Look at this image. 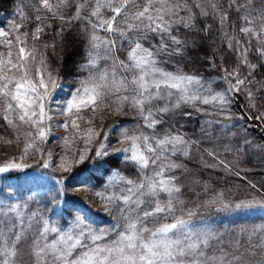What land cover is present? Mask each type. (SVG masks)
Listing matches in <instances>:
<instances>
[{
    "label": "snow or ice",
    "instance_id": "snow-or-ice-1",
    "mask_svg": "<svg viewBox=\"0 0 264 264\" xmlns=\"http://www.w3.org/2000/svg\"><path fill=\"white\" fill-rule=\"evenodd\" d=\"M28 7L31 15L18 9L19 22L0 30V119L16 133L15 140L3 143L23 145L18 160L14 156L0 164V173L32 168L27 160L39 156L38 179L54 182L49 203L60 212L52 220L39 209L30 211L31 196L22 203L0 201V264H264V238L250 243L257 234L264 237V225L247 230L249 247L237 242L209 251L217 233L194 219L201 215L198 209L185 207L176 174L184 166L173 159L187 157L202 140L235 137L232 105L241 96L242 107L264 123V0L258 5L257 0H229L227 8L213 0H31ZM56 20L62 23L54 28ZM73 21L80 23L78 35L86 42L84 62L77 67L87 75L70 96L57 99L61 77L46 53L71 47L66 33ZM47 29L53 39L39 43ZM217 32L234 57L221 56L219 65L213 59L211 67L222 74L205 78L185 71L179 61L189 48L203 46ZM122 51L124 58L117 54ZM169 61L175 71L162 67ZM217 80L223 83L214 87ZM189 108L202 114V137L184 131L193 115ZM128 111L142 123H97ZM214 124L223 125L218 135L210 131ZM61 128L55 146L46 148ZM110 134L119 147L112 146ZM251 144L245 138L235 151ZM219 147L205 151L216 158ZM223 148L233 151L230 143ZM110 153L124 154L130 175L114 166L99 188L78 178L85 171L90 177L109 171ZM219 165L231 168L225 160L209 167ZM73 183L91 186L83 189L82 201L69 205L65 194ZM93 206L116 222L105 223ZM199 208L264 211V194L234 199L220 191ZM33 222L39 227L25 252Z\"/></svg>",
    "mask_w": 264,
    "mask_h": 264
},
{
    "label": "trees",
    "instance_id": "trees-1",
    "mask_svg": "<svg viewBox=\"0 0 264 264\" xmlns=\"http://www.w3.org/2000/svg\"><path fill=\"white\" fill-rule=\"evenodd\" d=\"M5 3H7L4 7L1 8L0 12L5 13L7 15V18L11 20H16L19 18V12L17 10L18 7L22 8V10L26 11L31 15L30 9H27L28 5L25 0H3ZM30 1V0H29ZM213 2H217L220 5H222L224 8H227V4L229 3V0H213ZM243 2V0H241ZM259 4V0H257V5ZM7 5H10L11 7H8ZM26 7V8H25ZM12 9V10H11ZM233 17L235 16V12L232 11ZM55 22H53V26L55 25ZM0 25L4 26V22H1L0 20ZM59 27V26H58ZM67 27V25H65ZM80 27V23L77 21H73V24L71 26V29L69 32L66 33L67 36L75 38V34L78 33ZM56 28V26H54ZM231 31V27H230ZM232 34V31L230 35ZM54 37V33L52 29H47L46 34L42 37L41 41L39 43H43L44 41H51ZM76 39V38H75ZM211 40L215 41L214 44H219L218 48V56H213L212 51L209 48H204L203 46H199L195 49H189L188 52L184 56V60H180V64L183 67L185 71H196L199 74L203 75L205 78H210V77H217L222 74V69L217 67V68H212L211 64L213 63V59L217 63V65L220 64L221 56H224L225 59L232 60L234 57L230 54V52L226 51V45L221 42L219 38V33H216L211 37ZM79 47H77V56L72 64L73 69L66 72H63L62 69L65 67V61L63 54L67 48L64 50H61L59 47H57L55 54H53V51L51 48L47 50V56L49 58V63L51 65V68L53 71L55 70L53 66L57 65V71L61 77L60 83H65L68 86V93L70 94L75 87L78 84L79 79L83 78V76H86V72H80L78 70V65L82 64L84 62V54H85V46L86 42L84 38L81 36L79 38ZM214 44H210L208 42L209 46H214ZM216 46V45H215ZM202 47V48H200ZM191 50V51H190ZM41 51H44L41 49ZM58 54H61V58L59 57ZM118 55L121 56V58H124V55L126 53L119 52L117 53ZM190 54H196L201 57V61L199 60L198 62L192 61L189 62L188 57L191 58L193 55ZM59 57V58H58ZM179 59V58H177ZM191 67V68H186V67ZM162 67H164L168 71H175L176 70V65L174 62L169 61L167 63L162 64ZM257 79H260V74L257 73ZM223 82L220 80H217L216 84L214 87H218L220 84ZM243 98V96H241ZM244 100V99H243ZM240 103V100H238ZM236 102L232 105V111L234 114H242L246 115V117H243V120H233L235 123H237V127L233 128V132H238L235 137L230 136V140L228 137H224L219 139L220 144H218L221 149L223 150V145L227 142L231 143V147L233 148V151L227 152V151H222L218 153V156L216 158H211L207 154H203L200 151H191L190 154L187 157L184 156H177L173 157V159L178 160L180 163L183 164V168L177 171V175L180 177L179 173H181L184 170L187 169H192L195 170L197 175L195 178L199 180V182L196 184V188L194 191H190L191 193H186L185 191H182L181 199L185 201V207L191 208L193 210H197L195 207L199 208V205L206 200L207 198H211L213 194L218 190L223 188L224 192L229 194L230 196L235 193L238 194L241 192V189L243 188L244 190L249 189V183H252L254 180L253 175L256 176H261V179L263 181H260L259 187L261 185H264V145H259L258 141L260 137L262 136L261 131H264L263 128L259 127L261 131H259L257 128L254 126L249 127L248 122H247V113L242 112V108L240 111V104ZM207 107V106H203ZM188 111H193L191 108L188 109ZM235 117V115H234ZM202 114L196 113L193 111V115L191 117V120L187 123L186 127L184 128V131L188 133L189 136H195L198 137L197 135H203L199 129L201 127V120H202ZM213 120H220L223 121L224 117L222 116H213L210 117ZM109 125L113 126H129L131 127L134 123L140 122L139 118L135 116V113L132 111H128L126 115H121L118 117L111 116L109 115L107 117ZM253 122V121H252ZM256 122V121H255ZM257 124L261 125L259 122H256ZM217 125V124H216ZM215 124L212 126L213 130L212 132L214 134L218 135V132L215 131L217 128ZM252 125V124H251ZM244 129L247 130L246 136L244 133ZM3 133L7 132V124L4 122L2 119H0V135ZM259 138L257 139L256 138ZM247 138L252 141V145L248 148H246L242 152H237L235 149L239 147L242 143V141ZM256 140V141H255ZM223 141L224 143H221ZM203 143V140H202ZM254 144V146H253ZM263 144V143H262ZM203 147V146H201ZM206 148V147H205ZM202 149V148H201ZM198 152V154H197ZM204 157V159H200V157ZM111 164L106 165L105 168L109 169V171H101V172H96L94 173L91 177L89 176V172L85 173L84 172V180L88 181L89 179L91 180V185H95L97 188L101 187L104 184V181L108 177V175L111 174L110 169L112 167H119L120 171L125 175L128 176L130 175L131 170L126 168L124 166V156L122 155H115L112 158L110 157ZM193 161L194 163L188 166V162ZM206 160V166L208 165H214L218 163V160H225L231 163V168L226 169L225 171V177H221V171H218V168L216 167L215 170H213L211 175L206 176L204 178L201 175H204L202 170H200L202 166V162ZM214 161V162H213ZM210 162V163H209ZM217 162V163H216ZM90 165V164H89ZM220 166V165H219ZM221 167V166H220ZM208 168V167H207ZM223 168L221 167V170ZM250 170V171H249ZM229 171L233 172L234 174H231ZM259 172V173H258ZM255 173V174H254ZM221 177V178H219ZM19 179V176L17 175H10L9 177L5 178L4 180H0V201H6V202H24L27 200L30 196L33 197L34 199L32 200L30 204V211L31 210H36L39 209L43 212L45 216L46 211H49L52 208V204L49 203L50 196L48 195V192H42V193H31L30 189H24L22 183H18L17 181L13 183L10 181L11 179ZM80 180H82L83 177H78ZM8 183H11L10 185H6ZM17 184V185H16ZM22 185L21 188H18L17 186ZM26 185V184H25ZM91 185L89 184H84V185H79V184H72V187H70L66 194H65V199L68 201V204H71L70 201V195H69V190L71 188H88ZM205 188L207 191H205ZM264 190V188H263ZM202 193V194H200ZM196 194L198 196H196ZM39 201V203H37ZM201 213V215L194 217V219L197 221L198 219H206L204 221H210L213 223L220 222L221 226L226 228V231H222V233H230L232 235L239 234L241 235V239H243L242 243H244L245 247H249V237L247 235V230H251L253 227H257L262 225V221H264V214L262 216L259 215V213L255 212L253 216H245V212L241 213H217L215 211H204V209H198ZM60 211H58L56 216L48 217L51 218L52 220L57 219V215L59 214ZM98 216L102 217L105 223H115L112 219L111 216L108 214L103 215L101 213H96ZM179 214V211L178 213ZM215 232H217L215 229H212ZM261 236L260 234H257L256 237ZM114 238V237H113ZM215 240V239H214ZM211 241V246L212 248L215 247L213 246V243L215 241ZM226 242V243H225ZM234 242V241H232ZM260 241L257 240V238L252 237L251 239V245H256ZM222 243H225L223 246L225 249L227 248H233L234 246L230 245L228 246L227 240L222 241ZM241 244V243H240ZM236 245V244H235Z\"/></svg>",
    "mask_w": 264,
    "mask_h": 264
},
{
    "label": "rangeland",
    "instance_id": "rangeland-1",
    "mask_svg": "<svg viewBox=\"0 0 264 264\" xmlns=\"http://www.w3.org/2000/svg\"><path fill=\"white\" fill-rule=\"evenodd\" d=\"M26 2H27V5H29V3L31 2V0L29 1V0H25ZM7 3H5L3 0H0V10H1V8L2 7H4L5 5H6ZM8 7H11L10 5H7ZM26 8V7H25ZM18 9H22V8H20V7H18L17 8V10ZM27 9H30L29 7H27ZM12 10V9H11ZM31 11V10H30ZM183 14V13H182ZM0 20H1V22H4V26H1L0 25V30H8V28H9V26H10V24H11V22L12 21H14V20H11V19H9V18H7V15L5 14V13H1L0 12ZM16 22H19V18H17L16 20H15ZM201 23H210L211 22V20H210V18L208 19V20H204L203 18H201V21H200ZM62 22L61 21H59V20H56V22H55V25L54 26H56V27H58V26H60V24H61ZM228 31H229V34L231 33V31H230V27L228 28ZM218 33V32H217ZM81 36L80 35H78V33H76L75 34V38H72V44H71V47H68L67 48V50H65V52H64V54H63V57H64V61H65V67H63V69H62V71L63 72H66L67 73V71H69L70 72V70L71 69H73V66H72V64H73V62H74V60H75V58H76V56H77V47H79L78 45V43H79V38H80ZM212 41L213 40H209V41H206L204 44H203V47L204 48H209L211 51H212V55L213 56H218V48H219V44H214V43H212ZM208 42L210 43V44H214V46H209L208 45ZM216 45V46H215ZM197 48V47H196ZM189 49H193V48H189ZM195 49V48H194ZM215 50V51H214ZM191 51V50H190ZM66 52L67 53H70L69 55V57L67 58V56H66ZM229 52V51H228ZM59 55V57L61 58L62 56H61V54H58ZM190 55H193L191 58H189L188 57V59L187 60H189V62H191L192 63V61H194V62H198L199 60L201 61V57L199 56V55H196V54H190ZM58 57V58H59ZM66 57V58H65ZM184 60V59H183ZM184 62H185V60H184ZM54 67V74L56 73V71H57V65L56 66H53ZM187 69L188 68H191L190 66L189 67H186ZM71 94V93H70ZM70 94L68 93V86H67V84H65V83H61V88L60 89H58L57 90V94H56V98L57 99H64L66 96H70ZM238 100H240V103L238 102ZM237 102L240 104V111H241V108H242V112H245V113H247V122H248V126L249 127H252V126H254L255 128H257L259 131H261L260 130V128L259 127H261V128H263V130H264V123H261L260 121H258V120H255L253 117H252V113H250L246 108H243L242 107V105L244 104V100H243V98H241V97H239L238 99H237ZM241 114H235V117H233V120L235 121V120H237V117L238 116H240ZM108 117V116H107ZM107 117L105 118V119H103V120H98L97 121V123L98 124H102V125H105V126H108L109 125V123H108V119H107ZM243 117H246V115H243ZM253 121V122H252ZM259 122L261 125H259V124H257L256 122ZM252 124V125H251ZM113 125V124H112ZM216 125V124H215ZM122 126H124V124H122ZM217 126V128L215 129V131L216 132H218L219 133V129L223 126L222 124H217L216 125ZM259 126V127H258ZM210 131H213V130H211L210 129ZM63 132V129L61 128V129H58L57 130V133H56V135L55 136H53L52 138H51V140H50V142H49V144L48 145H46L45 147L46 148H52V147H54L55 146V144H56V142H57V138H58V136H59V134L60 133H62ZM235 133H238V132H235ZM261 137H260V139L259 138H257V136H256V138L257 139H259V141H258V144L259 145H264V131H261ZM15 135H16V133H15V130L14 129H12V128H10V127H8L7 126V132L6 133H3L2 132V134L0 135V164H3V163H5L6 161H10V160H12L13 159V157L15 156L16 157V159L18 160V149L19 148H22L23 147V145L22 144H20V145H17V144H15V143H13V144H5V143H3V140H15ZM198 137H202V135H197ZM228 137V139L230 140V136H227ZM110 139H111V141H112V146H114V147H119V145H117L116 144V136L114 135V134H110ZM231 141V140H230ZM256 141V140H255ZM221 143H224L223 141H221ZM227 143H229V142H227ZM263 143V144H262ZM216 144H220V142H219V139H216V138H213L212 140H203V143L201 144V146H203V147H199V148H193V151H200L201 153H202V150H204L203 151V154L205 155V154H207V152L205 151V149H212L213 148V146L214 145H216ZM230 145H231V143H230ZM252 145V144H251ZM81 147H83V144H81L80 145ZM253 146H254V144H253ZM206 147V148H205ZM202 148V149H201ZM57 151H59V149L57 148L56 149ZM217 151H218V153L219 152H222V151H225L224 150V148H223V150L221 149V147H219L218 149H217ZM197 154H198V152H197ZM115 155H122V156H124V154H122V153H110V157L112 158L113 156H115ZM208 155V154H207ZM209 156V155H208ZM210 157V156H209ZM211 158H213V157H211ZM39 159V156H37V157H35V158H32V159H28L27 160V163L28 164H30V165H32V168H29V169H25V170H22V171H20V170H9L8 172H5V173H0V180L2 179V180H4L5 178H7V177H9L10 175H17V176H19V179H11L10 181H12L13 183H15L16 181L18 182V183H21V182H23L22 183V185H23V188L24 189H30L31 190V193H42V192H45V191H47L48 192V189L52 186V184L54 183L53 181H51V180H48L47 182H44V181H41L40 179H38L39 177H40V175H41V172H40V170H37V160ZM200 159H204V157L202 156V157H200ZM214 162V161H213ZM194 162L191 160L190 162H188V166H190L191 164H193ZM206 160L205 161H203L202 162V166L203 167H201L200 168V170H202V172H203V174L204 175H201V176H203L204 178H206V176H208V175H211L212 174V172H213V170H215L216 169V167H209V165L208 166H206ZM210 163V162H209ZM217 163V162H216ZM90 166V165H89ZM192 166V165H191ZM223 168L222 170H221V167ZM220 166H217V168H218V171L220 172L221 171V177L223 176V177H225V172H228V171H225L226 169L224 168V166L223 165H220ZM208 167V168H207ZM149 171H151V169H149ZM250 171V170H249ZM231 174H234L233 172H231V171H229ZM85 173H88V172H85ZM197 172L195 171V170H192V169H187V170H184V171H182L181 173H179V175H180V177H179V182L183 185V187H182V191H185L186 193H191L190 191H194L195 190V188H196V184L199 182V180H197V178H195V176L197 175L196 174ZM259 173V172H258ZM255 174V173H254ZM79 177H83L82 178V180H84V177H85V175H84V172H82L80 175H79ZM221 177H219V178H221ZM253 177H254V180L252 181V183H249V185H255V188H252L251 186H249V189H247V190H244L243 188L241 189V192H239L238 194H235V193H233L231 196L229 195V194H227L226 193V195L228 196V197H232V198H245L246 196H247V194L249 193V192H252V193H259V194H264V190H263V188H260L259 187V183H260V181H263V179H261V176H256V175H253ZM107 182V178H106V180L104 181V183H106ZM11 183H8V184H6V185H10ZM26 184V185H25ZM17 185V184H16ZM22 185H19L18 184V188H21L22 187ZM78 189H81L80 191H73L72 190V188L69 190V195H70V201L72 202V201H82L84 198H85V192L83 191V189L82 188H78ZM220 191H223L224 192V189L223 188H221V189H218L216 192H220ZM215 192V193H216ZM200 194H202V193H200ZM196 196H198L197 194H196ZM207 199H210V198H207ZM206 199V200H207ZM196 209H199L198 207H195ZM207 209H204V211H206ZM58 211H60V208L59 207H57V206H52V208L49 210V211H46V215H47V217H48V215H49V217H52V216H56V214L55 213H57ZM92 211L94 212V213H101V214H103V215H106V213H103V212H100L99 210H98V208H96L95 206H93L92 207ZM261 210H259V209H253V210H251V211H249V212H245V216L246 215H248V216H253L254 214H255V212H260ZM204 220H206V219H198L197 221H203L206 225H207V227L208 228H210V229H215L217 232V238H214L213 240L215 241V243H213V246L215 245V247L214 248H212V246H211V248L209 249V251H211L212 249H218V248H221V247H223L224 245H225V243H222L221 244V242L222 241H225V240H227V242H228V246L230 245V247H231V245L232 246H236L237 245V242H239V243H241L243 246H244V243H242V241H243V239H241L242 237H241V235H239V234H236V235H232L231 236V234L230 233H228V234H226V233H222V231H226V228H224L223 226H221V223L220 222H216V223H213V222H210V221H204ZM262 225H264V221H262ZM38 227H39V225L36 223V222H33V225H32V229H31V231L29 232V234H28V237H27V242L23 245V251H27V247H28V243H30V241H31V239H32V236L35 234V232L37 231V229H38ZM258 227V226H257ZM255 238H257V240L258 241H261V239L262 238H264V237H262V236H259V237H256V236H254ZM51 238V237H50ZM232 241H234V242H232ZM210 244H211V242H210ZM236 244V245H235ZM245 247V246H244ZM224 248V247H223ZM227 249H229V248H227ZM25 259H27V257H25Z\"/></svg>",
    "mask_w": 264,
    "mask_h": 264
},
{
    "label": "bare ground",
    "instance_id": "bare-ground-1",
    "mask_svg": "<svg viewBox=\"0 0 264 264\" xmlns=\"http://www.w3.org/2000/svg\"><path fill=\"white\" fill-rule=\"evenodd\" d=\"M200 48H202V47H200ZM69 54H70V53H67V52H66V56H67V58L70 56ZM65 58H66V57H65Z\"/></svg>",
    "mask_w": 264,
    "mask_h": 264
}]
</instances>
